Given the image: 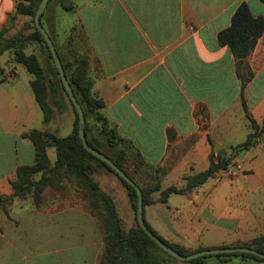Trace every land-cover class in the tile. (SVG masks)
I'll list each match as a JSON object with an SVG mask.
<instances>
[{"label":"crops","instance_id":"0c3cea01","mask_svg":"<svg viewBox=\"0 0 264 264\" xmlns=\"http://www.w3.org/2000/svg\"><path fill=\"white\" fill-rule=\"evenodd\" d=\"M20 1L0 0V30L6 28V39L26 34L24 27L31 25L29 17L14 13ZM70 1L71 12L64 11L59 0L50 1L41 22L61 59L54 38L69 40L73 54L87 59L92 95L103 102V114L124 140L119 149L125 151V167L130 163L137 173L153 178L160 193L170 186L182 188L186 177L207 170L210 154L236 153L227 170L190 193L171 194L164 203L144 206L146 224L166 242L189 250L248 245L264 236V138L247 150L232 151L245 142L251 129L242 107L236 60L217 40L240 4H246L253 17L262 18L264 5L258 0ZM246 64L252 77L243 97L248 113L260 124L264 33ZM0 65L5 78L0 83L3 206L12 202L11 182L17 169L35 159L34 147L23 135L32 130L51 133L53 127L51 121L44 122L35 101L32 75L12 62L9 51L0 56ZM22 74L24 84L19 80ZM159 206L167 210L165 220H159L155 210ZM77 217L75 223L92 222L84 212ZM168 218L173 224L168 225ZM90 230L51 235L46 263L13 249L0 255V264H99L103 241L98 231ZM68 241L82 249L78 258L72 257L71 247L66 258L59 256V242ZM206 264L264 263L210 259Z\"/></svg>","mask_w":264,"mask_h":264},{"label":"trees","instance_id":"16d2710c","mask_svg":"<svg viewBox=\"0 0 264 264\" xmlns=\"http://www.w3.org/2000/svg\"><path fill=\"white\" fill-rule=\"evenodd\" d=\"M51 0H49L50 2ZM264 5V0H258ZM48 2V3H49ZM40 0H22L16 4L15 15H22L30 17L32 32L29 35L21 32L17 33L13 38L6 39L4 34L6 28L0 30V56L9 51L12 55V62L20 65L32 75L33 79L30 81V87L34 94L35 101L43 114V120L48 123L53 115V106L62 107L59 95L61 92L67 97L74 113L75 120L73 129L68 137L62 138L55 134L46 131L32 130L23 137L28 138L35 150V159L32 165L21 166L16 171V177L11 182L13 194L11 198L26 199L29 196L32 198L34 204L41 203V194L49 186H54L62 178L68 179L72 175L82 182V184L89 191L88 199L96 198L98 202L92 203V209L99 211L101 226L103 230V250L99 264H167L168 262H179L163 252L152 240H150L144 232L139 228L135 221V227L124 231L121 227L120 218L113 206L110 198L100 191L97 184L91 179V175L97 168L104 167L113 173L124 185L127 190L131 207L136 214L137 196L135 190L127 183L121 180L106 164L99 159L93 157L86 152L81 145L78 138V117L76 111L70 102L58 72L54 66L51 54L39 32L36 30L33 22V17L38 8ZM61 8L66 12L73 11L74 7L70 0H59ZM44 14L41 16V19ZM10 21L13 15L9 16ZM264 33V18L253 17L248 6L244 3L240 4L231 17L230 26L219 32L217 40L219 45L227 47L234 59L236 60V76L240 82V97L243 110L246 118L250 123L251 132L247 136L245 142L232 151L241 148L247 150L261 139L264 138V117L260 124H258L251 115L243 97V91L246 83L251 79L252 73L246 64V58L253 51L256 42ZM36 42L43 45V48L48 54L50 60L48 72L50 76L46 77L43 73L37 59L25 53V48L28 43ZM62 64L66 79L70 84L74 95L82 107L85 118V137L87 143L102 152L106 157L112 160L120 169H122L131 180L132 176L125 169V151L118 148V143L124 141L119 135L114 125H112L106 116L103 114L104 104L100 99H96L91 92V82L87 78L86 58H81L77 65L69 75V69L73 66L65 64L58 54ZM242 71L244 73H242ZM246 72V73H245ZM4 70L0 65V83L4 81ZM91 118L95 123L101 125V130L105 136L104 146L108 147L110 152L105 153L97 144L96 139L89 138L90 126L88 119ZM53 147L56 153V159L52 164L48 158L47 150ZM236 156H216L209 155V166L207 170L193 176L185 178L186 184L182 188L170 186L160 192L158 202L164 203L171 194H188L196 187L205 183L209 178H212L218 171H225L231 165L232 160ZM39 176L38 180L35 178ZM135 182V181H134ZM136 183V182H135ZM137 184V183H136ZM138 185V184H137ZM142 192L143 207L149 205L151 202L147 198L148 192ZM2 205L0 201V206ZM146 223V222H145ZM147 225V224H146ZM151 230L156 236L157 233ZM159 237V236H158ZM160 240L170 246L175 252L180 255H189L191 253L204 250L197 248L194 250L185 249L183 247L170 244L159 237ZM237 247L253 248L264 254V236L254 240L248 245H237ZM210 259H214L219 263H227L232 259L254 260L263 262L264 260L248 255V254H223L215 256H205L189 262H181L184 264H206Z\"/></svg>","mask_w":264,"mask_h":264},{"label":"rangeland","instance_id":"374dc122","mask_svg":"<svg viewBox=\"0 0 264 264\" xmlns=\"http://www.w3.org/2000/svg\"><path fill=\"white\" fill-rule=\"evenodd\" d=\"M51 1L55 2V0ZM29 20L31 24L32 19L30 17ZM31 27L32 25L24 27L26 35L32 32ZM54 39L64 62L67 63L70 61L73 66L69 69L70 75L81 57H77L76 54H73L74 52L71 49V43L68 42L69 40L60 41L59 38ZM25 53L33 55L37 59L46 77L50 76L48 72L50 60L43 45L30 42L25 48ZM19 80L22 84L25 83L23 74L20 76ZM59 97L62 102V107L53 106V115L50 120L53 127V132L51 133L65 138L72 132L75 113L67 97L62 92ZM88 124L90 126L89 138L96 139L99 147L102 146L101 150L105 153H109V148L103 145L105 136L102 133L101 125L95 123L91 118L88 119ZM260 140H263V137H261ZM121 147H124L123 141L118 143V148ZM47 151L50 161L53 164L56 157L55 149L51 147ZM230 154L231 152L225 156H229ZM125 169L132 178L135 179L134 181H136L143 190L148 192L147 198L151 202L149 205L157 203V197H159L160 193L153 187L154 184L152 183L154 179L145 174H141V172L137 173L131 167L130 163H127ZM38 179L39 176L35 178V180ZM91 179L97 184L100 191L106 194L112 201L117 215L120 218L122 229L127 231L135 227V212L131 207L127 190L122 182L104 167L97 168L91 175ZM88 195L89 191L87 188L81 181L72 175L68 179L62 178L54 186L47 187L41 194V203L39 205L34 204L32 198L29 196L26 199L13 198L11 203L0 206V255L3 254V252L16 249L32 256L31 260L34 258L38 259L39 263L40 261L41 263H46L45 247L51 235L56 234L60 236L65 233L75 234L79 231L87 233L91 231V228L100 233L103 241V230L99 211L97 209H92L91 206L92 203L98 201L96 198L88 199ZM173 198L175 197L172 195L171 200H173ZM155 210L159 213V220L166 219L167 210L164 206L156 207ZM81 212H84L86 216L91 218L93 223L90 221L86 222L85 219L83 222L78 219L79 223H75V220L78 218L77 214H81ZM67 218H69L68 222ZM71 218L74 220L73 224H71ZM167 221L168 223L170 222L168 225L173 224L172 218H168ZM171 227H174V225ZM68 242H59V256L61 258H66L68 256V249L71 247L72 251L70 252H73L72 257L75 256V258H78L82 249ZM167 264L184 263L170 261Z\"/></svg>","mask_w":264,"mask_h":264},{"label":"water","instance_id":"95a60500","mask_svg":"<svg viewBox=\"0 0 264 264\" xmlns=\"http://www.w3.org/2000/svg\"><path fill=\"white\" fill-rule=\"evenodd\" d=\"M49 0H40V3L38 5V8L35 12V15L33 17V22L36 30L39 32V34L42 36L54 63V66L58 72L59 78L61 80V83L63 85V88L72 103L77 117H78V131L77 135L81 142L82 147L86 152L91 154L93 157L99 159L101 162L106 164L117 176L123 180L125 183H127L130 187H132L135 190L136 196H137V208H136V221L138 223L139 228L144 232V234L152 240L163 252L171 256L172 258L176 259L179 262H189L194 259H198L205 256H215V255H223V254H248L255 257H258L262 260H264V254L248 247H220V248H212V249H204L201 251H197L194 253H191L189 255H180L179 253L175 252L170 246H168L165 242L160 240L158 236H156L151 230L148 229L144 218H143V202H142V192L138 185L130 179V177L122 170L120 169L112 160H110L108 157H106L102 152L96 150L95 148L91 147L85 137V118L84 113L82 110V107L78 103L74 92L68 83V80L66 79L62 64L60 62V59L58 57V54L56 52L55 46L53 44V41L49 37L48 33L44 29L42 22H41V16L44 14L47 4Z\"/></svg>","mask_w":264,"mask_h":264},{"label":"clouds","instance_id":"9594fccd","mask_svg":"<svg viewBox=\"0 0 264 264\" xmlns=\"http://www.w3.org/2000/svg\"><path fill=\"white\" fill-rule=\"evenodd\" d=\"M3 19V17L2 16H0V20H2Z\"/></svg>","mask_w":264,"mask_h":264}]
</instances>
